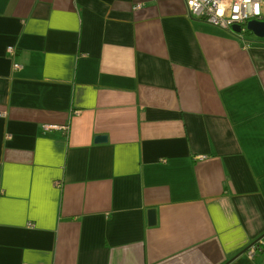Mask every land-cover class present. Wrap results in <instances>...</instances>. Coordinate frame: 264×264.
Wrapping results in <instances>:
<instances>
[{"label": "crops", "instance_id": "0c3cea01", "mask_svg": "<svg viewBox=\"0 0 264 264\" xmlns=\"http://www.w3.org/2000/svg\"><path fill=\"white\" fill-rule=\"evenodd\" d=\"M0 264H264V39L0 0Z\"/></svg>", "mask_w": 264, "mask_h": 264}, {"label": "built area", "instance_id": "2783aa9c", "mask_svg": "<svg viewBox=\"0 0 264 264\" xmlns=\"http://www.w3.org/2000/svg\"><path fill=\"white\" fill-rule=\"evenodd\" d=\"M186 8V15L189 18L205 21L215 27L230 30L239 38L248 32L247 22L251 20L264 21V9L262 0H182ZM239 26V31L234 32L232 26ZM9 57H14L15 49L7 47ZM13 70L21 66L13 63ZM258 249V243L247 247L245 254L253 258Z\"/></svg>", "mask_w": 264, "mask_h": 264}, {"label": "water", "instance_id": "95a60500", "mask_svg": "<svg viewBox=\"0 0 264 264\" xmlns=\"http://www.w3.org/2000/svg\"><path fill=\"white\" fill-rule=\"evenodd\" d=\"M246 29L249 32H251L256 38L264 39V21L251 20V21L247 22ZM232 30L234 32H238L239 26H237V25L232 26ZM94 141L96 143L105 142V137L104 136H96L94 138ZM148 223L154 224V213H153V211L148 213Z\"/></svg>", "mask_w": 264, "mask_h": 264}, {"label": "rangeland", "instance_id": "374dc122", "mask_svg": "<svg viewBox=\"0 0 264 264\" xmlns=\"http://www.w3.org/2000/svg\"><path fill=\"white\" fill-rule=\"evenodd\" d=\"M249 34V33H248Z\"/></svg>", "mask_w": 264, "mask_h": 264}]
</instances>
